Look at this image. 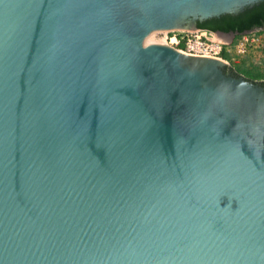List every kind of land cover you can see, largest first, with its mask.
<instances>
[{
	"label": "water",
	"instance_id": "obj_1",
	"mask_svg": "<svg viewBox=\"0 0 264 264\" xmlns=\"http://www.w3.org/2000/svg\"><path fill=\"white\" fill-rule=\"evenodd\" d=\"M264 30V0H0V264H264V80L152 32Z\"/></svg>",
	"mask_w": 264,
	"mask_h": 264
},
{
	"label": "built area",
	"instance_id": "obj_2",
	"mask_svg": "<svg viewBox=\"0 0 264 264\" xmlns=\"http://www.w3.org/2000/svg\"><path fill=\"white\" fill-rule=\"evenodd\" d=\"M161 33L164 34L163 37L166 39L167 45L177 48L187 54L223 59L221 57V51L225 49L229 52V49H227L229 43L211 38L210 36L214 34L213 32L193 30L189 33H179L176 32V30H167ZM259 41L260 35H256L254 32L251 34L245 33L236 44L238 48L237 51L242 52L246 44H258ZM179 46H181V48H179Z\"/></svg>",
	"mask_w": 264,
	"mask_h": 264
},
{
	"label": "rangeland",
	"instance_id": "obj_3",
	"mask_svg": "<svg viewBox=\"0 0 264 264\" xmlns=\"http://www.w3.org/2000/svg\"><path fill=\"white\" fill-rule=\"evenodd\" d=\"M190 31H193V30H191V29H189V30H187V29L176 30V32H179V33L180 32L181 33H189ZM251 33H253V32H250L248 34H251ZM155 34L160 35V36H164V34L161 32L154 33L153 36H156ZM210 37L213 39H216V40L226 41L229 43V45L227 46V49H229V53L231 55V60L233 63H238L242 59H245L247 63L257 64L261 68H264V53L261 51V47L264 44V34L260 35V41L258 42V44L248 43L244 46V51H242V52H238L237 51L238 48L236 46V44L239 42V39L241 37L237 40V43L234 45L232 44L234 41V38L232 41L231 39L217 37L215 34L211 35Z\"/></svg>",
	"mask_w": 264,
	"mask_h": 264
},
{
	"label": "trees",
	"instance_id": "obj_4",
	"mask_svg": "<svg viewBox=\"0 0 264 264\" xmlns=\"http://www.w3.org/2000/svg\"><path fill=\"white\" fill-rule=\"evenodd\" d=\"M210 31V30H209ZM254 34L256 35H262L264 34V30H259L254 32ZM243 34H236L234 41H233V45L237 43V40L242 36ZM179 48H181V46H179ZM261 51L264 53V44L261 47ZM221 57L225 60H229L232 62L231 60V55L229 52H227L225 49H223L221 51ZM233 63V62H232ZM234 65L236 66V68L242 72L244 74V76L247 79H251V80H264V68H261L259 65L257 64H253V63H247L245 59H242L240 62L238 63H234Z\"/></svg>",
	"mask_w": 264,
	"mask_h": 264
},
{
	"label": "flooded vegetation",
	"instance_id": "obj_5",
	"mask_svg": "<svg viewBox=\"0 0 264 264\" xmlns=\"http://www.w3.org/2000/svg\"><path fill=\"white\" fill-rule=\"evenodd\" d=\"M196 30H200V31H208V32H212V31H209L208 29H206V28H204V29H196ZM236 35V34H235ZM235 35H234V37L233 38H235ZM232 41H233V39H231ZM192 55H194V54H192ZM227 62H228V65L229 66H231L239 75H241V76H243V77H245L244 76V74L242 73V72H240L237 68H236V66L234 65V63H232L231 61H229V60H226ZM246 78V77H245Z\"/></svg>",
	"mask_w": 264,
	"mask_h": 264
},
{
	"label": "bare ground",
	"instance_id": "obj_6",
	"mask_svg": "<svg viewBox=\"0 0 264 264\" xmlns=\"http://www.w3.org/2000/svg\"><path fill=\"white\" fill-rule=\"evenodd\" d=\"M164 32L167 31V30H163ZM163 31H157V32H163ZM157 32H152L151 34H149L146 38H149V37H152L154 33H157ZM156 35V34H155Z\"/></svg>",
	"mask_w": 264,
	"mask_h": 264
}]
</instances>
